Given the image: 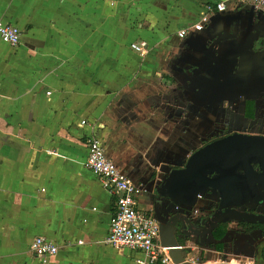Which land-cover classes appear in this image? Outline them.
Returning <instances> with one entry per match:
<instances>
[{"label":"crops","instance_id":"crops-1","mask_svg":"<svg viewBox=\"0 0 264 264\" xmlns=\"http://www.w3.org/2000/svg\"><path fill=\"white\" fill-rule=\"evenodd\" d=\"M0 19L21 32L0 40V264H44L36 237L58 247L46 264L143 257L103 242L115 197L83 165L92 137L143 184L140 206L188 235L177 244L216 248L167 176L214 128L264 133V17L235 0H0Z\"/></svg>","mask_w":264,"mask_h":264},{"label":"built area","instance_id":"built-area-1","mask_svg":"<svg viewBox=\"0 0 264 264\" xmlns=\"http://www.w3.org/2000/svg\"><path fill=\"white\" fill-rule=\"evenodd\" d=\"M235 1L249 3L254 12L264 17V0ZM215 9L221 13L226 8L223 3H217ZM204 23H208L206 17H202L193 29L201 30ZM188 31V29L180 30L178 37L184 38L188 35ZM20 36L21 32L17 27L0 19L1 42L15 47L19 43ZM130 47L140 56L146 54L147 44L145 42L133 43ZM84 124L85 122L82 121L81 125ZM86 148L87 156L83 162L84 167L100 180L105 190L115 197V207L110 219L109 232L103 241L104 244L116 249L127 248L141 253L143 257L135 260L134 264H174L170 259L168 248L162 246L160 242L161 221L151 209H143L139 204L141 196L145 194L143 184L134 181L129 174L105 155L104 147L99 139L95 137L88 139ZM196 212L193 210V213ZM179 248L186 260L198 264H203L200 263L201 256H205L208 252V249L204 247ZM29 251L36 259L46 264L57 254L58 247L44 237H36L31 241ZM193 252L196 254L193 255Z\"/></svg>","mask_w":264,"mask_h":264},{"label":"flooded vegetation","instance_id":"flooded-vegetation-1","mask_svg":"<svg viewBox=\"0 0 264 264\" xmlns=\"http://www.w3.org/2000/svg\"><path fill=\"white\" fill-rule=\"evenodd\" d=\"M237 135L245 136V137H235ZM253 137H262L264 138V133L262 132H252L249 130L240 131V132H229L225 128H214L212 132L205 138L204 140H201L199 142V146L195 148L191 152V154L188 156V158L197 150L208 146L210 144H214L217 142H226L229 138H236L238 140H244L250 143H255L258 145V142L256 139H251ZM240 151V150H239ZM226 154V152L224 151ZM252 153V152H251ZM183 159L182 165L178 168H182L188 159ZM213 160H219V158H214ZM233 160H250L249 167L243 168L242 165L238 164L237 167L231 172H223V174H217V175H210L209 173L207 175V178H214L217 179L216 183L212 186V189H206V187L197 188L194 185L191 186L190 183L188 184H181L182 191L189 196V199H192L193 196L194 199V205L191 207V215L192 218L198 219V222L196 224V227H202L199 228L198 231L204 233H210L213 238V231H216L220 227L226 226V231L229 230L230 224H234L236 230H238V227L243 229V231L240 234H251L253 232L260 233L261 237H264L262 234V228H264V177L262 176L260 172V168L257 162L258 159L254 155H249L246 159L243 158V156H239L236 159ZM263 160V159H262ZM211 167H216V164H212ZM213 170L212 168H209ZM236 174L237 178L234 179L232 176H228V174ZM168 177V176H167ZM249 178L248 182L244 181V179ZM221 188L220 191L216 189L217 186ZM192 202V201H191ZM151 209L154 215L156 216L154 210ZM193 210H196V213H193ZM241 213L246 215H256L261 216L259 219H256L254 223L251 221H244V219H237L234 214ZM157 217V216H156ZM158 218V217H157ZM160 221L161 219L158 218ZM261 221V222H260ZM165 222L161 221V226H167ZM244 227H253L249 232H246ZM210 231V232H209ZM226 233V232H225ZM173 234L175 236L176 241L180 239L185 238V236H188L187 234H184L183 238L181 237V231H179L177 228L174 227ZM238 233L236 232L235 236H233L232 240H228L227 243L225 242H218L220 240L214 239L215 245H220V251L223 248V253H226L227 250H231L233 254L237 253L239 256L241 254L246 255L251 253V250L249 249L247 252L243 249V246H240L242 242H238V238L236 236ZM228 236H231L229 234ZM250 237H254V235H250ZM250 237L248 240H250ZM247 240V239H246ZM234 241V243H233ZM253 242V241H252ZM244 243V241H243ZM264 243V240L259 241L258 243L249 245L253 246V254L252 256H242V258H245L246 263H237V264H255L256 254L259 250L260 245ZM178 247L185 248L187 246L186 241L182 244H177ZM210 246V245H209ZM194 248L204 247L205 246H192ZM247 247V246H246ZM210 248V247H209ZM208 249V248H207ZM213 250H218L217 247L213 248ZM236 250V251H235ZM187 251V250H186ZM210 249H208V252ZM246 252V253H245ZM193 254H196L193 252ZM235 257V255H232ZM204 258V256H201V258ZM227 259L231 258V256L226 255ZM203 261V259H201ZM200 261V263H201ZM227 263H231L230 260L224 261ZM223 262V263H224ZM204 263V262H203Z\"/></svg>","mask_w":264,"mask_h":264},{"label":"water","instance_id":"water-1","mask_svg":"<svg viewBox=\"0 0 264 264\" xmlns=\"http://www.w3.org/2000/svg\"><path fill=\"white\" fill-rule=\"evenodd\" d=\"M245 137L237 135L235 136ZM251 139H256L258 145L255 143H250L244 140H238L236 138H229L226 142H217L205 146L197 151H195L185 162L182 168H174L169 171L168 178L179 184H188L195 186L197 188L206 187V189H212L213 185L216 183L217 179L212 177L207 178V175L214 174H223V172H231L234 170L238 164L242 165L245 169L249 167L250 160H233L239 156H243L246 159L249 155H254L258 159L260 172L264 177V138L253 137ZM240 150V151H239ZM226 152V154L224 153ZM252 152V153H251ZM214 158H219V160H213ZM263 159V160H262ZM212 164H216V167H211ZM212 168L213 170L209 169ZM234 179L237 178L236 174H228ZM249 178L246 177L244 181L248 182ZM217 186V185H216ZM218 191L221 190L219 186L216 187ZM234 216L237 219H244V221L255 222L256 219H259L261 216L256 215H246V214H237ZM262 218V217H261ZM261 222V221H260ZM174 228L169 226L160 227V242L161 245L168 248L169 256L171 261L174 264H198L192 263L186 260L182 250L177 245V241L173 234ZM181 231V230H180ZM185 233V231H184ZM213 264H233V263H213Z\"/></svg>","mask_w":264,"mask_h":264},{"label":"rangeland","instance_id":"rangeland-1","mask_svg":"<svg viewBox=\"0 0 264 264\" xmlns=\"http://www.w3.org/2000/svg\"><path fill=\"white\" fill-rule=\"evenodd\" d=\"M133 8H134V7H133ZM132 24L134 25V28H135V27H137V25H138L139 23H138V22H133ZM137 43H139V41H138ZM145 207H146V206H144V208H145ZM229 231H230L231 236L233 237V236H235L236 232H237L238 234H240V233L243 231V229H241L240 227H238V230H236V228H235V226H234V227L229 228ZM259 237H261V236H260V233H257V235H256L255 238L250 237V240H245L244 243H243V241H242V243L240 244V246H245V248L247 249L246 244L253 245L254 242H255V240L260 239ZM252 241H253V242H252ZM238 242H239V240L237 241V244H238ZM212 246H213V245H210V249H212V251H214L215 254H214L213 252H212L211 254L209 253V255H208V260L213 261L214 263H223L224 261H227V260H230L231 263H233V264H237L238 262H239V263H246L245 258H242V256H246V257H248V256H252V254H253V250H254V248H251V253L248 254V252H247L248 249H247V250H246L247 253L245 252L246 255L241 254V256H239V254H237V253L233 254V252H232L231 250H227L226 253H223V252H224V251H223V248L221 249V251H220V250H213ZM252 247H253V246H252ZM235 251H236V250H235ZM226 255L231 256V258L227 259ZM232 255H235V257H233ZM209 264H210V263H209ZM212 264H213V263H212Z\"/></svg>","mask_w":264,"mask_h":264},{"label":"trees","instance_id":"trees-1","mask_svg":"<svg viewBox=\"0 0 264 264\" xmlns=\"http://www.w3.org/2000/svg\"><path fill=\"white\" fill-rule=\"evenodd\" d=\"M246 232L254 229L253 227H244ZM226 232V226L218 228L216 231H213V238L216 240H220L223 238ZM262 234L264 235V228H262ZM217 249L220 250V246H217ZM203 263V261H201ZM255 264H264V243H262L259 247V250L256 254Z\"/></svg>","mask_w":264,"mask_h":264}]
</instances>
